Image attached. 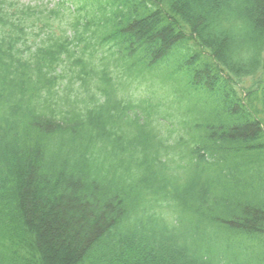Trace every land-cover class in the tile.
Returning a JSON list of instances; mask_svg holds the SVG:
<instances>
[{
    "label": "trees",
    "instance_id": "obj_1",
    "mask_svg": "<svg viewBox=\"0 0 264 264\" xmlns=\"http://www.w3.org/2000/svg\"><path fill=\"white\" fill-rule=\"evenodd\" d=\"M49 2L0 0V264H264V0Z\"/></svg>",
    "mask_w": 264,
    "mask_h": 264
},
{
    "label": "rangeland",
    "instance_id": "obj_2",
    "mask_svg": "<svg viewBox=\"0 0 264 264\" xmlns=\"http://www.w3.org/2000/svg\"><path fill=\"white\" fill-rule=\"evenodd\" d=\"M22 3H24V4H30V5H36V4H39V3H41V2H46V1H50L49 3H51L52 2V0H20ZM59 0H53V2L52 3H57ZM94 4V3H93ZM88 5V4H87ZM90 7H93V6H91V5H88V9L90 8ZM144 89H145V87H141V88H139V90L138 91H140L141 93H143V91H144Z\"/></svg>",
    "mask_w": 264,
    "mask_h": 264
}]
</instances>
